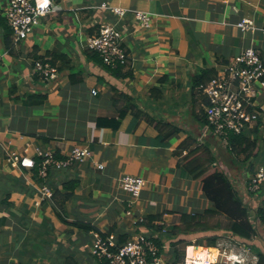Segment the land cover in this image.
<instances>
[{
	"label": "crops",
	"instance_id": "obj_1",
	"mask_svg": "<svg viewBox=\"0 0 264 264\" xmlns=\"http://www.w3.org/2000/svg\"><path fill=\"white\" fill-rule=\"evenodd\" d=\"M9 2L0 0V264H108L93 255L96 233L130 239L151 234L143 224L148 216L163 214L170 230L179 221L175 213L210 208L202 183L178 165L176 152L188 138L190 149L209 146L246 206L256 210L263 206L264 198L260 202L249 194L258 165L254 158L246 161L243 155H232L224 143L206 132L202 89L209 83L195 86L194 79L204 72L217 76L251 46L264 61V32H242L236 26L248 19L264 29V0H53L55 10L42 18L27 40L16 43L13 36L10 48L5 41ZM102 3L153 15L150 30L139 29L128 18L132 33L125 48L130 64L116 74L99 59L86 56L87 38L116 18L99 8ZM49 54L59 68L66 64L62 58L70 60L54 84L33 73L35 58ZM72 72L77 73L74 80ZM28 94H46L48 100L43 106L26 107L23 100ZM257 103L261 125L258 136L252 138L259 137V156L264 155V91ZM131 105L145 112L147 121L139 120L131 107L120 127L113 129L108 119L118 121L120 111ZM99 118H107L104 127L98 126ZM158 122H168L181 132L166 140ZM36 136L51 141L43 144ZM58 142L62 158L77 146H88L92 152L87 162L54 172L50 186L63 190L65 183L78 181L74 197L65 205V216L88 222L99 231L85 233L63 224L51 204L53 198L41 199L43 181L36 177L35 168L7 162L11 152L36 162L40 160L37 147L56 152ZM126 174L147 182L133 216L126 214L130 209L127 195L118 183ZM7 196L8 205L3 202ZM254 215L251 220L256 225ZM256 229L253 240L227 235L219 242L236 240L250 249L252 257H259L264 253V229L260 224ZM201 236L185 238L195 242ZM206 249L196 254L190 247L189 259L201 260ZM211 249L216 256L208 253L206 261H214L221 252Z\"/></svg>",
	"mask_w": 264,
	"mask_h": 264
},
{
	"label": "built area",
	"instance_id": "obj_2",
	"mask_svg": "<svg viewBox=\"0 0 264 264\" xmlns=\"http://www.w3.org/2000/svg\"><path fill=\"white\" fill-rule=\"evenodd\" d=\"M53 0H10L5 12L8 25L11 28L16 43L27 40L40 25L42 18L55 10ZM109 11L115 18L113 22L101 26L95 36L87 38V49L97 52L105 66L111 69L125 68L130 64V56L125 48V40L129 31L128 18L141 30H150L153 15L137 9L121 8L102 3L99 7ZM242 32L262 31L251 20H242L236 25ZM33 73L37 74L49 84L59 80L60 72L51 63L36 61ZM264 91V61L261 53L254 46L248 47L230 62L225 70L214 77L202 89L208 104L204 111L208 120L207 131L217 140L228 145L231 134L240 135L244 129L253 127L260 120L258 99ZM97 95V91H93ZM92 152L88 146H77L64 158L56 157V152L42 147L36 148V157L40 159L38 179L43 181L40 188L42 200H51L54 191L49 184L51 172H61L71 169L91 159ZM7 162L14 166L33 169L36 162L32 158H25L17 152L7 155ZM99 169L103 165L97 166ZM119 188L127 195V216L134 215V207L139 201L142 191L146 187V180L140 176L123 175L119 181ZM264 183V165L258 168L251 178L249 190L253 193L260 191ZM143 222V220H141ZM163 228L161 233H141L124 244H119L115 236H103L96 233L93 243V255L108 264H173V256L161 253L157 240H163V234H168V226L164 222L156 223ZM165 248H169L165 246ZM217 258L206 264H258L259 257H252L250 249L236 240L219 242ZM189 257L186 258L188 264ZM193 264L197 263L191 259Z\"/></svg>",
	"mask_w": 264,
	"mask_h": 264
},
{
	"label": "trees",
	"instance_id": "obj_3",
	"mask_svg": "<svg viewBox=\"0 0 264 264\" xmlns=\"http://www.w3.org/2000/svg\"><path fill=\"white\" fill-rule=\"evenodd\" d=\"M8 29L9 31L6 34L5 41L7 43V46L10 48L13 43V32L11 28L8 27ZM86 56L93 59H99L102 64H104L97 52L87 49ZM35 59L38 61L51 63L53 66L58 67L57 59H54L50 54L46 57H36ZM62 59L66 62L67 65L70 64V60L66 58ZM33 64L35 65V63ZM66 64H61V67L67 68ZM61 67H58L59 71H61ZM108 69L115 74L116 72L122 70L121 68L116 70L110 68ZM76 76L77 73L72 72L70 78L74 80ZM214 77H216V74L211 72H204L202 75L197 76L194 79V85H206ZM18 99L19 98L15 100ZM47 100L48 96L46 94H28V96L23 100V104L26 107H38L43 106ZM207 104L208 101L206 100L205 105ZM131 107L136 109L135 115H137V118L139 120L145 118L147 121V114L140 110L137 106L131 105L129 107H126L125 110L120 111V119L118 121H115L114 119H108L109 121H112L114 123L113 129L117 130L120 127L121 120L125 117L126 111H128ZM202 111L203 121L208 124L205 111ZM105 119L107 118H99L98 126L104 127L103 125H105L107 122V120ZM260 125L261 122L259 121L256 126H247L240 135L231 134L229 136L227 145L229 152L232 155L238 157L243 155L246 161H250L252 158L258 156L257 146L259 137L257 140H254L252 137L253 135L258 136ZM157 127L163 138L166 140L171 139L181 132L178 127L168 122H158ZM37 139L40 142H43V144H48L51 141L50 138H46L44 136H39ZM59 144L60 142H58L57 146ZM190 147V138H188L181 144L180 148L176 152V155L179 157L178 165L185 171L187 175L191 176L193 180L202 183L203 195L212 204V206L201 212L175 213V215L179 217V221L178 223H174L171 226L168 234H166L167 237H171L166 238L167 240H169V242H167L166 239L157 240V244L161 248V253L166 256L174 257V259L171 258L173 264H180L182 262L184 263L185 258L188 256L190 247L195 248V253H201L204 248H217L220 239L227 235H230L231 238L235 237L244 240L245 242L253 240L258 235L256 225H254L253 221L251 220V209L246 206L243 197L240 195L233 182L229 179V177L219 165L218 157L211 151L208 145L199 146L192 149H190ZM186 150L188 152L187 154H184L183 151ZM55 151L56 157L62 159L61 148H59L58 146L57 150ZM39 163L40 160H37L34 169L36 177L38 175ZM53 173L54 172H51L50 174L51 178L52 175H56V173ZM50 179L49 184L51 182ZM78 185V181H71L63 185V190L58 189V187H54L53 189L55 191L51 204L55 212L57 213V217L63 224L85 233L99 231L88 222H84L81 220L70 221L65 216V205L74 197ZM3 202L8 205V196L3 200ZM256 218L258 219L259 224L264 229V203L262 207L257 209ZM158 222H163V214L148 216L143 224L151 234H155L161 233V231L163 230L162 227L156 225V223ZM195 234H202V236L195 242L189 241L185 238V236L187 235ZM128 239L129 238L127 235H121L118 239V242L119 244H124L128 241ZM165 246H168L169 248L167 249L165 248ZM258 264H264L263 252L259 253Z\"/></svg>",
	"mask_w": 264,
	"mask_h": 264
},
{
	"label": "rangeland",
	"instance_id": "obj_4",
	"mask_svg": "<svg viewBox=\"0 0 264 264\" xmlns=\"http://www.w3.org/2000/svg\"><path fill=\"white\" fill-rule=\"evenodd\" d=\"M263 159H264V155H262V154H260L259 156H256L255 158H254V162L258 165V167H261V165H264V162L262 163V164H260V161L262 160L263 161ZM249 194H250V196H254V197H256V198H258L259 200H260V202H262V198H264V183H263V185L261 186V189H260V191H258L257 193H253V192H250L249 191ZM252 201V200H251ZM250 209H251V207L252 208H254L253 207V205H250V204H248L247 205ZM258 206V205H257ZM252 210V209H251ZM253 212L252 213H254L255 215H256V208H254L253 210H252ZM254 215V216H255ZM253 216V217H254ZM258 219L255 217V222L257 221ZM259 223V221L256 223V226L257 225H259L258 224ZM262 227V226H261ZM168 230H169V227H168ZM163 236V238L164 239H166V238H171V237H165V234H163L162 235ZM224 238V237H223ZM166 241H167V239H166ZM168 242V241H167ZM188 257V256H187ZM186 257V258H187ZM186 258H185V260H184V263L182 262V263H180V264H186L185 262H186Z\"/></svg>",
	"mask_w": 264,
	"mask_h": 264
},
{
	"label": "bare ground",
	"instance_id": "obj_5",
	"mask_svg": "<svg viewBox=\"0 0 264 264\" xmlns=\"http://www.w3.org/2000/svg\"><path fill=\"white\" fill-rule=\"evenodd\" d=\"M215 250H212V249H206V254L204 255V256H202L200 259L201 260H197V259H195L196 260V262L197 263H195V264H206L208 261H210V262H212V259H208L207 261H206V259L209 257V255H208V253L211 255V256H216V255H214L215 254ZM202 253V252H201ZM196 254H198V253H196ZM193 255V254H192ZM197 257H198V255H197ZM193 264V262L191 261V259H189V261H188V264Z\"/></svg>",
	"mask_w": 264,
	"mask_h": 264
},
{
	"label": "water",
	"instance_id": "obj_6",
	"mask_svg": "<svg viewBox=\"0 0 264 264\" xmlns=\"http://www.w3.org/2000/svg\"><path fill=\"white\" fill-rule=\"evenodd\" d=\"M209 249H211V247Z\"/></svg>",
	"mask_w": 264,
	"mask_h": 264
}]
</instances>
